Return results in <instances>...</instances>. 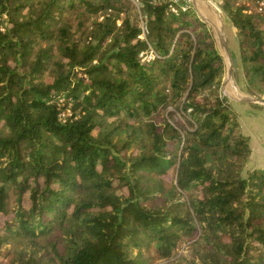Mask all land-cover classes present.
Here are the masks:
<instances>
[{"label": "trees", "instance_id": "1", "mask_svg": "<svg viewBox=\"0 0 264 264\" xmlns=\"http://www.w3.org/2000/svg\"><path fill=\"white\" fill-rule=\"evenodd\" d=\"M138 2L143 29L132 0H0V264H264V169L241 174L215 37ZM223 2L262 97L264 8Z\"/></svg>", "mask_w": 264, "mask_h": 264}, {"label": "crops", "instance_id": "2", "mask_svg": "<svg viewBox=\"0 0 264 264\" xmlns=\"http://www.w3.org/2000/svg\"><path fill=\"white\" fill-rule=\"evenodd\" d=\"M206 1L193 0L192 7L194 10L202 12L203 19L210 27L214 28L218 35L221 36V40L219 39V41L222 52H225V56L230 63L228 65H231L229 68L227 67V73L231 77V81H229V83L232 82L230 83V86L235 89L236 94L238 95V98H234L236 102L238 101V103H234L233 108L237 112V120L241 133L249 138L250 153L246 163L247 169H264V113L257 111V109H259L257 107L260 106L258 104L259 100L257 101L255 99L258 98L248 94L245 89L237 48H235L234 51L233 49L230 51L227 45L226 32L229 31L231 35H233V38L235 37L237 41L236 29L228 18L223 6L220 9L215 2L208 0L207 2L209 3H207ZM221 55L225 57L224 54ZM234 58L237 60L236 73L234 71L232 61ZM233 82L237 84L241 94L237 92V89L233 86ZM224 87H229V84L226 83ZM226 96L231 101V98L228 95Z\"/></svg>", "mask_w": 264, "mask_h": 264}, {"label": "rangeland", "instance_id": "3", "mask_svg": "<svg viewBox=\"0 0 264 264\" xmlns=\"http://www.w3.org/2000/svg\"><path fill=\"white\" fill-rule=\"evenodd\" d=\"M132 1L137 5V9L130 12L131 18L134 20H137L140 27H144V16H143L142 12L139 10V5H138L139 2H138V0H132ZM192 1L193 0H191V4H190L191 10H193L194 13L199 18H201L204 22H206L203 19V13L200 12L199 10L193 9ZM209 1L215 2L220 9L222 6H224L223 0H209ZM240 2H242V1H240V0H228V4L230 6H237V4H239ZM207 3H209V2H207ZM206 24H207V22H206ZM207 26L211 29V31L215 37L217 48H218L220 54H224V56H225V52L224 51L222 52V48L220 46L219 39L221 40V36L218 35L217 32H215L214 28L210 27L208 24H207ZM226 35H227V45L229 47V50L231 51L233 49V51H234L235 48H237V50H238V42L236 41L235 37L233 38V35H231V33L229 31L226 32ZM236 37H237V31H236ZM143 54L145 57H147L149 54V51H145ZM238 58H239V51H238ZM223 61H224V72H223V76H222V82H221L220 87H219V91L221 94H223L225 96L228 95L231 98L232 102L230 101V103L233 106L234 103H238V101L236 102V100L234 99V98H238V95L236 94L235 89L232 86H230L231 85L230 83H232V82L229 83V81H231V77L227 73V67L229 68L231 65H228L230 63L228 62V59L226 58V56L223 57ZM239 61H240V59H239ZM240 67H241V64H240ZM226 83L229 84V87H224ZM233 86H235V88L237 89V92L239 94H241L239 92V88H238L237 84H235V82H233ZM248 94H250V93H248ZM250 95H252V94H250ZM257 98L259 99L258 104L260 106V107H257V108H259V109H257V111L260 113H264V105H262L264 103L261 102V100H264V96L257 97ZM165 112H166V115L169 118V120L174 125H176V126H178V124L187 125V116H186L187 114H183L181 111H178L171 106H168L165 109ZM248 171L249 170L247 169V166H245L241 172L242 176L243 177L247 176ZM172 176H173V169H170L168 171V174L166 175V179L170 181V180H172ZM2 220H3V216H0V223H2ZM174 254H175V256L183 255L184 257H186L188 259L192 258L191 249L187 248L184 244L181 245L180 247H178L177 249H175Z\"/></svg>", "mask_w": 264, "mask_h": 264}, {"label": "built area", "instance_id": "4", "mask_svg": "<svg viewBox=\"0 0 264 264\" xmlns=\"http://www.w3.org/2000/svg\"><path fill=\"white\" fill-rule=\"evenodd\" d=\"M168 2V6L172 11H176L177 8H183L186 9L188 7H190L191 4V0H165ZM246 4H251L254 6L255 11L257 12H261L264 8V0H240ZM143 29V27H142ZM139 37H144V33H142L141 35H139ZM154 52L152 49L149 50V54L147 57L143 56L144 58H146L147 60L151 59V57L153 56ZM142 55V54H140Z\"/></svg>", "mask_w": 264, "mask_h": 264}, {"label": "water", "instance_id": "5", "mask_svg": "<svg viewBox=\"0 0 264 264\" xmlns=\"http://www.w3.org/2000/svg\"><path fill=\"white\" fill-rule=\"evenodd\" d=\"M232 61H233V68H234V71H235V73L237 72V60L234 58V59H232ZM255 100H259V99H255ZM261 102H264L263 100H261Z\"/></svg>", "mask_w": 264, "mask_h": 264}, {"label": "bare ground", "instance_id": "6", "mask_svg": "<svg viewBox=\"0 0 264 264\" xmlns=\"http://www.w3.org/2000/svg\"><path fill=\"white\" fill-rule=\"evenodd\" d=\"M201 2V1H200Z\"/></svg>", "mask_w": 264, "mask_h": 264}]
</instances>
